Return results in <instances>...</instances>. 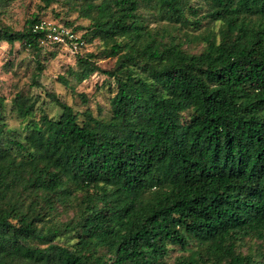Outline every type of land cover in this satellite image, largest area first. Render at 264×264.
<instances>
[{
	"label": "trees",
	"instance_id": "trees-1",
	"mask_svg": "<svg viewBox=\"0 0 264 264\" xmlns=\"http://www.w3.org/2000/svg\"><path fill=\"white\" fill-rule=\"evenodd\" d=\"M73 1L41 10L86 21H59L78 45L67 72L104 76L105 115L84 95L79 110L46 93L50 118L0 94V264H168L174 247L188 254L172 264H264V0ZM42 19H0L35 87L61 46L33 31Z\"/></svg>",
	"mask_w": 264,
	"mask_h": 264
},
{
	"label": "rangeland",
	"instance_id": "rangeland-1",
	"mask_svg": "<svg viewBox=\"0 0 264 264\" xmlns=\"http://www.w3.org/2000/svg\"><path fill=\"white\" fill-rule=\"evenodd\" d=\"M78 1L74 0L72 7L76 10ZM43 4L41 0H11L7 5L5 12L0 14L6 24L13 26L15 29L21 28L25 18L35 13L39 14L41 18L60 24V19L67 21H74L77 24H84L85 20L76 21V12L69 10L62 2L52 3L45 10H41ZM59 14V18L56 14ZM52 47L58 45H51ZM97 43H93L86 49V53L96 52ZM9 46L5 43L0 44V94L10 99L16 92H24L26 94L38 97L35 104L37 117L41 109L50 118H57L61 113L60 108L54 104L46 93H53L63 103L69 104L75 109L83 110L80 95H84L87 100V105L96 113L95 107L100 106L105 115L107 96L104 90L99 89L104 76L99 73H94L88 79L78 81L70 75L68 69L77 70L75 64L76 55L72 53L67 47L60 46L54 50L45 51V60H41L44 65V71L36 79L40 83V87L31 86L32 75L35 73V62L32 56L26 51L19 49V45H15V51L8 53ZM54 51L55 57H51L48 53ZM8 61L13 65L8 66ZM97 61L103 67H110L114 61L111 54L103 50H98ZM60 78H63L68 83L65 86ZM10 104L7 108V122L10 127H20L19 121L14 115L9 113ZM188 252L181 251L177 247L172 248L167 256V263L172 264L176 257L180 255H187Z\"/></svg>",
	"mask_w": 264,
	"mask_h": 264
},
{
	"label": "built area",
	"instance_id": "built-area-1",
	"mask_svg": "<svg viewBox=\"0 0 264 264\" xmlns=\"http://www.w3.org/2000/svg\"><path fill=\"white\" fill-rule=\"evenodd\" d=\"M33 31L43 34V42L67 47L72 53L77 51L78 45L74 42V35L60 24L42 19L34 24Z\"/></svg>",
	"mask_w": 264,
	"mask_h": 264
}]
</instances>
